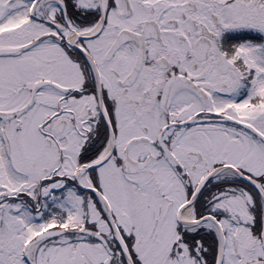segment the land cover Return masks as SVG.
Returning a JSON list of instances; mask_svg holds the SVG:
<instances>
[{
	"label": "snow or ice",
	"instance_id": "1",
	"mask_svg": "<svg viewBox=\"0 0 264 264\" xmlns=\"http://www.w3.org/2000/svg\"><path fill=\"white\" fill-rule=\"evenodd\" d=\"M0 264H264V0H0Z\"/></svg>",
	"mask_w": 264,
	"mask_h": 264
}]
</instances>
